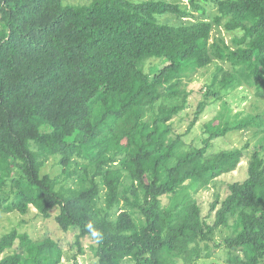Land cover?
I'll return each instance as SVG.
<instances>
[{
	"label": "trees",
	"instance_id": "1",
	"mask_svg": "<svg viewBox=\"0 0 264 264\" xmlns=\"http://www.w3.org/2000/svg\"><path fill=\"white\" fill-rule=\"evenodd\" d=\"M80 1L0 0V215L31 206L49 219L57 207L67 249L88 245L94 264H196L219 249L226 264H264V122L225 100L239 88L264 97V0ZM211 65L179 134L187 85ZM209 100L221 109L203 147L186 148ZM233 132L252 136L206 156ZM50 159L54 178L42 173ZM243 159L246 178L227 185L208 222L197 192ZM64 250L12 230L0 237V264H61Z\"/></svg>",
	"mask_w": 264,
	"mask_h": 264
},
{
	"label": "rangeland",
	"instance_id": "2",
	"mask_svg": "<svg viewBox=\"0 0 264 264\" xmlns=\"http://www.w3.org/2000/svg\"><path fill=\"white\" fill-rule=\"evenodd\" d=\"M80 1V0H79ZM171 1V0H170ZM184 1V0H183ZM69 3H77V0H65ZM83 2V1H80ZM214 12V11H211ZM196 16V15H195ZM213 34L220 35L226 42H229L230 35L226 34L222 28L214 29ZM148 65L146 63L144 69L147 71ZM215 66L211 65L203 70L198 71L193 75L192 80L187 85V91L190 93L188 97V108L185 110L184 115L178 119H175L174 126L179 134H183L188 125L194 117L197 105L203 101V93L205 92V86L210 83L212 74L214 73ZM232 109V114L240 113L243 116L244 113L248 114L259 113L264 122V97L256 98L251 91H247L244 88H239L233 91L225 99ZM204 111L199 115L197 122L191 128L190 132L182 137L186 148H202L203 140L207 135L204 134L205 125L212 121L219 113V103L209 100ZM251 132H233L229 133L225 137L213 140L209 144L206 156H214L221 152L233 151L242 147L249 138H251ZM254 141L250 142L253 145ZM53 164L54 160L50 159L42 173L49 174L52 178L57 177L60 171ZM247 159H243L238 165L237 169L231 173L221 175L211 182L208 187L201 189L196 194V200L201 207L202 216L207 218L208 222L213 221L214 214L212 213L208 217L210 205L217 199L222 200L227 195V185L232 182H240L246 178ZM58 208L52 209V217L57 214ZM44 219L39 215L33 207H29V211L22 215L18 212H12L0 215V237L1 235L8 233L12 230L17 231L20 234H27L32 240H42L45 237L53 240H58L62 246L66 255L61 259V264H72L71 258L76 254L77 264H94L95 258L93 252L88 245H85L83 255L77 254L76 247L67 249V243L73 241V236L70 234H62L57 230V226L53 221V218ZM226 235L225 229L217 230L214 235V241L220 242ZM87 242V241H86ZM226 250L219 249L214 251L212 257L207 260H199L196 264H226ZM70 258L67 262L66 259ZM123 264H134L131 261H126Z\"/></svg>",
	"mask_w": 264,
	"mask_h": 264
},
{
	"label": "clouds",
	"instance_id": "3",
	"mask_svg": "<svg viewBox=\"0 0 264 264\" xmlns=\"http://www.w3.org/2000/svg\"><path fill=\"white\" fill-rule=\"evenodd\" d=\"M89 227H91V225H89ZM93 235L96 236V235H98V234H97L96 232H93Z\"/></svg>",
	"mask_w": 264,
	"mask_h": 264
}]
</instances>
